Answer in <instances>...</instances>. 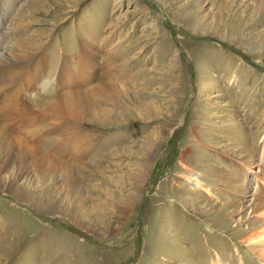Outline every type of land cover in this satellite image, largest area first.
Listing matches in <instances>:
<instances>
[{
	"label": "rangeland",
	"instance_id": "rangeland-1",
	"mask_svg": "<svg viewBox=\"0 0 264 264\" xmlns=\"http://www.w3.org/2000/svg\"><path fill=\"white\" fill-rule=\"evenodd\" d=\"M0 38L40 56L31 116L71 94L83 132L0 175V264L264 263V0H0Z\"/></svg>",
	"mask_w": 264,
	"mask_h": 264
},
{
	"label": "bare ground",
	"instance_id": "bare-ground-1",
	"mask_svg": "<svg viewBox=\"0 0 264 264\" xmlns=\"http://www.w3.org/2000/svg\"><path fill=\"white\" fill-rule=\"evenodd\" d=\"M89 54L90 52L88 51V53L86 54L88 58L82 61L83 64H85L86 69H87V66L89 67V65H91L90 67H93V69H97L98 65L100 64L97 65V63L94 61L93 56H89ZM39 61H40V56L37 54V49L33 48L32 46L27 47L26 45L16 43V44H13L12 46L5 45V46L0 47V96L2 92V97L0 98V150L2 153V157H0V175L3 174V172H5L4 174L6 175L8 174L12 176L13 178L17 177L16 172L8 173V171L6 170L7 165L11 161H13V158L15 159V161L13 162L19 171H21L20 169L22 168L24 164L29 163L27 160H30L31 161L30 164L36 166V169L39 172H42L40 171V167H42V165L58 168L60 163H62V160L61 161L58 159L54 160L53 158H51L52 154H50V152H47L45 154L41 153L40 148H39L41 145L40 146L38 144L35 145L36 143L34 144L31 142L32 140L43 142L44 141L43 139L44 130L51 129L52 133L55 135L53 137V140L57 145L56 146L57 148L55 151L58 152L59 154H66L65 156H68L70 158H74L75 156V153L68 145V140L70 138V135H76L79 133H83L81 130L77 131L76 126L69 125L71 116L73 118V116L77 113L75 110L76 104L71 94H65L66 96H63V97L60 96L57 99L48 100L42 106H39V107L36 106L38 107L37 111L35 112L36 114L31 116L32 113L30 114V112L34 108L32 109L29 105H27V102L25 100L26 98L25 93L27 92L29 88V84L33 80H36V81L41 80V65ZM105 62H107V60H105ZM106 64H108V62ZM62 73L63 72L61 70L58 73H56L57 75L56 77L54 76L52 79H45L44 82L49 84L50 87H53L54 84L51 81L53 79L58 78V76L60 77ZM109 76L112 77V75L110 74L106 75V78L103 79L104 81L102 82L99 81L100 83L97 86L93 85L95 87L94 88L92 87L93 88L92 90H94V92L98 90H106V89L109 90L110 87L106 84L107 83L106 79L109 78ZM104 87H106V89ZM19 92L21 95L20 98L16 97ZM77 92H80V91H77ZM79 114H81V112ZM76 119L77 118H73V120H76ZM26 121L29 122L28 124H30V129L25 128L21 131V129L19 128L18 130L17 125L22 124V123H23L22 125H24ZM41 124L49 125V127H43L41 129L40 128ZM26 126H29V125H26ZM77 144L80 145L82 149L90 147L89 139L86 135L77 137ZM72 148H75V146H72ZM78 150L79 149H77V153H78ZM250 167L251 166H249L247 169H250ZM255 200H257V204L254 202ZM246 203L247 205L246 206L244 205V206H245L247 215L249 216L254 211L255 207L257 206L262 207V208L264 207V198L260 196L258 199L248 200ZM262 211L263 212H261V214H263V217H264V210ZM258 231H261V230H258ZM258 233L252 227L245 229L242 233V237H243L242 241L248 242L246 244L247 247L252 246L251 249L255 255L256 253H258L257 251H259L258 254H261L260 249L259 250L258 248L256 249L257 244L260 245L259 243L260 241H261V245H262V242L264 243V236L262 235H261L262 239H259V240L256 239L257 241L253 239L254 237H257L256 235ZM262 258H264V256Z\"/></svg>",
	"mask_w": 264,
	"mask_h": 264
}]
</instances>
